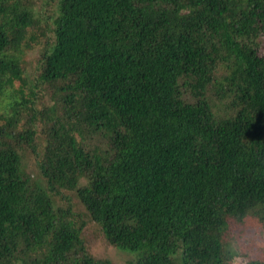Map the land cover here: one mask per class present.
I'll return each instance as SVG.
<instances>
[{
    "label": "trees",
    "instance_id": "16d2710c",
    "mask_svg": "<svg viewBox=\"0 0 264 264\" xmlns=\"http://www.w3.org/2000/svg\"><path fill=\"white\" fill-rule=\"evenodd\" d=\"M66 193L129 264L241 257L230 221L264 225V0H0V264H79Z\"/></svg>",
    "mask_w": 264,
    "mask_h": 264
},
{
    "label": "rangeland",
    "instance_id": "374dc122",
    "mask_svg": "<svg viewBox=\"0 0 264 264\" xmlns=\"http://www.w3.org/2000/svg\"><path fill=\"white\" fill-rule=\"evenodd\" d=\"M46 5V8L50 9L52 5H56V2L52 1ZM37 56V48H35L33 54L27 58L28 64L26 63V65L30 67L29 71L33 73L34 66L31 65ZM221 76L220 74L215 75V77L223 79ZM66 194L70 199L64 200L61 204H72L74 211L80 215L79 221L84 220L81 239L85 248L84 251L76 254V256L78 255L77 262L84 264L85 258L88 256L87 258L103 261L105 264H129L131 254L111 244L101 226L94 221L88 220L87 215L74 195L71 193ZM226 232L228 242L235 248L237 247L238 252L241 254V257L238 259L234 258L231 264H244L248 260L261 257V254H263L264 225L256 217L248 216L242 220L232 219Z\"/></svg>",
    "mask_w": 264,
    "mask_h": 264
}]
</instances>
